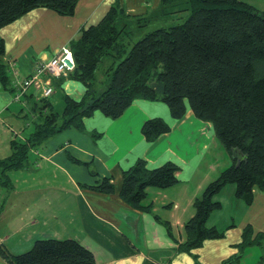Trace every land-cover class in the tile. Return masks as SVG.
<instances>
[{"label": "crops", "instance_id": "crops-1", "mask_svg": "<svg viewBox=\"0 0 264 264\" xmlns=\"http://www.w3.org/2000/svg\"><path fill=\"white\" fill-rule=\"evenodd\" d=\"M116 1L135 14L153 11L161 2L79 0L74 15L36 7L0 28L11 80L4 86L0 78V158L12 153L14 137L26 140L30 135L42 110L36 104L45 98L40 93L43 84L37 81L16 98L18 81L77 39L84 26L98 23ZM44 78L54 88L46 99L57 110L63 109L65 95L80 99L86 90L82 82L67 75L45 74ZM158 115L170 123L171 130L148 141L142 133L143 122ZM207 124L190 108L176 119L163 102L137 98L118 118L96 110L84 119L83 130L74 127L56 133L31 149L24 167L9 171L11 187L0 183V245L20 254L37 239L72 238L88 247L98 264H250L235 246L248 225L254 233L264 232V190L258 188L247 203L236 196L234 183L224 186L214 196L221 207L212 211L207 226L226 234L207 238L192 249L181 246L187 239L185 223L195 213V199L227 166L200 170L203 152L222 153ZM139 157L149 167L168 160L180 166L177 183L147 188L143 204L150 205V210L132 206L120 193L123 171ZM107 176L114 183L113 192L91 187ZM0 264L11 263L0 254Z\"/></svg>", "mask_w": 264, "mask_h": 264}, {"label": "trees", "instance_id": "trees-1", "mask_svg": "<svg viewBox=\"0 0 264 264\" xmlns=\"http://www.w3.org/2000/svg\"><path fill=\"white\" fill-rule=\"evenodd\" d=\"M78 1L0 0V28L36 7L74 15ZM68 45L76 66L67 76L82 82L85 93L80 99L65 95L62 110L46 98L36 104L42 110L33 131L26 140L14 137L12 153L0 158V183L11 187L9 171L24 167L32 148L66 128L83 130L84 119L96 110L118 118L137 98L162 101L176 119L190 108L197 118L212 123L232 157V164L195 199L181 246L192 249L207 238L224 236V230L207 226L212 211L221 207L214 196L234 183L236 196L251 203L254 189L264 190V9L244 0H161L155 10L135 14L116 1ZM4 54L0 36V78L7 86L11 80ZM170 130L160 115L142 125L148 141ZM179 170L172 160L149 167L139 157L123 171L121 196L134 207L150 210L143 204L147 188L174 185ZM91 187L114 191L108 176ZM254 244L264 246V232L255 234L248 225L239 247L244 251V246ZM0 254L11 264H98L93 252L72 238L37 239L20 254L0 245Z\"/></svg>", "mask_w": 264, "mask_h": 264}, {"label": "built area", "instance_id": "built-area-1", "mask_svg": "<svg viewBox=\"0 0 264 264\" xmlns=\"http://www.w3.org/2000/svg\"><path fill=\"white\" fill-rule=\"evenodd\" d=\"M75 66L76 63L72 48L68 44L63 45L49 59L39 62L35 70L29 76L18 81L16 98H20L36 81L43 84L40 90L41 96L45 98L50 97L54 92V88L45 80V74H52L58 77L67 75Z\"/></svg>", "mask_w": 264, "mask_h": 264}, {"label": "rangeland", "instance_id": "rangeland-1", "mask_svg": "<svg viewBox=\"0 0 264 264\" xmlns=\"http://www.w3.org/2000/svg\"><path fill=\"white\" fill-rule=\"evenodd\" d=\"M246 1L249 2V3L254 4L255 6L261 8V9H264V0H246ZM98 73H99V71H98ZM58 95L59 96L61 95L60 91L58 92L57 96ZM156 102H162V101H156ZM163 104H166V103L163 102ZM166 106H168V105L166 104ZM161 117H163V116H161ZM206 128L207 129L211 128V130L213 132H215L213 124L210 123V122H208ZM216 140H217V142L215 141V143H217V145L215 144V146L221 147L222 148V153H219V155H217V153H214V152H212V153L203 152L200 155V159H199L200 166H201V168H200L201 172H207L208 169L214 168L215 166H221V165H226V164H227V166L225 168H227L229 165L232 164V159H231L232 157L227 153V150L223 147V145L220 143V141L218 139H216ZM218 150H219L218 148L215 149V151H218ZM229 161H231V162L229 163ZM244 219H245V216H244ZM224 231H225V234H226V230H224ZM235 247L237 249H235ZM235 247H233V248L236 250V252H238V253L242 252L241 247H239V246H235ZM244 248H245L244 249V254H246L245 258H247V260H246L247 262L250 261V264H256L258 262L260 264L264 263L263 262L264 261V246H261L260 244H254V245L244 246Z\"/></svg>", "mask_w": 264, "mask_h": 264}]
</instances>
